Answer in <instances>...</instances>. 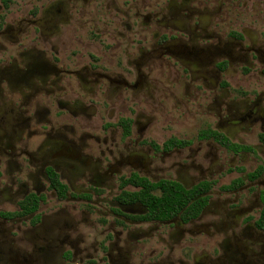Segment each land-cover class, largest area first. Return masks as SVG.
I'll use <instances>...</instances> for the list:
<instances>
[{
  "label": "flooded vegetation",
  "instance_id": "1",
  "mask_svg": "<svg viewBox=\"0 0 264 264\" xmlns=\"http://www.w3.org/2000/svg\"><path fill=\"white\" fill-rule=\"evenodd\" d=\"M0 264H264V0H0Z\"/></svg>",
  "mask_w": 264,
  "mask_h": 264
}]
</instances>
